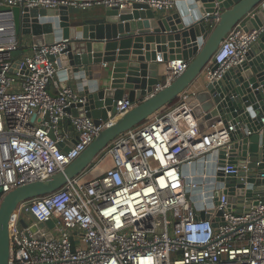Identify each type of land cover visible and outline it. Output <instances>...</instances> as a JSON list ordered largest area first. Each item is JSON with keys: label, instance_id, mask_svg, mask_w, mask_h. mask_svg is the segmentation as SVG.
<instances>
[{"label": "built area", "instance_id": "1", "mask_svg": "<svg viewBox=\"0 0 264 264\" xmlns=\"http://www.w3.org/2000/svg\"><path fill=\"white\" fill-rule=\"evenodd\" d=\"M25 1L0 0V6ZM133 1L36 0L27 1V6L83 11L101 6L121 9ZM135 1L155 11H170L176 2ZM218 13L207 20L208 27H213ZM263 30H244L240 23L235 26L203 68L199 78L204 88L241 65ZM66 43L62 39L32 44L12 73L19 42L12 23L0 12V201L18 186L62 171L109 122L134 106L122 97L108 121L99 125L90 117H72L67 109L83 104L85 97L67 86L56 85L55 93L48 89L57 73L54 58ZM188 64L184 59L165 63L164 83L157 84L154 92ZM204 88H188L175 103L115 138L61 189L19 204L9 221V264H264V167L250 171L249 156L242 161L239 150L234 155L229 152L230 134L241 130L243 121L231 118L210 126L204 122L206 129H201L202 117L196 116L195 107L200 106L197 93ZM64 119L76 136L68 149L60 147L67 138L61 127ZM259 123V129L250 128L245 136L263 135L264 115ZM222 148L226 150L223 158L213 155ZM202 158L206 159L196 166ZM255 164L264 165L260 153ZM241 171L246 174L238 176ZM249 174L263 182L249 184ZM196 177L202 180L199 185L192 181ZM228 177L244 183L242 188L233 187L235 210L228 209L225 183L219 186L220 179ZM199 186V198L192 201L190 190ZM48 221L52 227H38Z\"/></svg>", "mask_w": 264, "mask_h": 264}, {"label": "water", "instance_id": "2", "mask_svg": "<svg viewBox=\"0 0 264 264\" xmlns=\"http://www.w3.org/2000/svg\"><path fill=\"white\" fill-rule=\"evenodd\" d=\"M27 1L15 6L1 5L0 12L12 23L15 37L31 36L33 45L67 40L66 48L56 60L59 68L56 75L60 81H69V85L74 82L77 93L85 97L83 104L67 109L72 117H90L99 125L108 121L115 111L116 102L122 97H127L134 106L109 122L62 171L18 186L2 197L0 264H9V221L19 204L61 189L89 167L115 138L177 100L181 93L196 83L222 40L239 23L244 30L264 29V0H176L177 11L166 15L134 0L121 9L98 7L86 17L79 15L77 8L28 7ZM215 11H219L217 20L210 28L205 21L215 19ZM70 14L77 15V26L70 25ZM132 18L145 21L122 24ZM175 59L189 61L188 67L154 92V87L160 82L159 65ZM20 65L21 60H16L11 72L15 73ZM22 69L24 74H28L24 65ZM196 98L200 106L195 107V114L202 117L199 120L202 130L206 129L204 122L210 126L219 120L226 123L231 118L243 121L242 129L230 134L229 152L234 155L239 150L242 161L249 156L250 171H260L264 165L259 168L255 161L258 153L264 161V134L245 136V132L250 128L259 129V120L264 115V30L246 52L242 64L228 70L217 82L206 84ZM250 122L254 125L250 126ZM75 142L76 136L70 142L63 141L60 147L68 149ZM259 144H262V148L258 147ZM225 151L222 148L213 155L219 154L223 158ZM204 159L196 166L202 164ZM230 162L235 161L231 158ZM222 163L220 161V167ZM245 174L241 171L238 176ZM192 181L198 185L202 182L198 177ZM220 181L219 186L225 183L227 187L228 209L235 210L233 203L236 202V193L233 187L242 188L244 183L235 177ZM247 182L260 184L263 181L249 174ZM200 191V186L191 189L190 199L195 201L199 198L197 194ZM249 198L247 203H250ZM195 207L198 208V205L195 204ZM30 219L35 221L33 215H30ZM46 226L52 227L53 222L38 224L41 228ZM213 226H217V223ZM31 229L34 231L36 228Z\"/></svg>", "mask_w": 264, "mask_h": 264}, {"label": "crops", "instance_id": "3", "mask_svg": "<svg viewBox=\"0 0 264 264\" xmlns=\"http://www.w3.org/2000/svg\"><path fill=\"white\" fill-rule=\"evenodd\" d=\"M97 9H98V7H92L90 9L83 10V11L79 10V15H83L84 17H86L87 15L94 13ZM176 11H177L176 6H174V8L170 11L156 10L157 13L163 14V15L164 14L166 15V14L172 13V12H176ZM76 17H77L76 14H70L69 15L71 26H77L79 24L76 22L77 21ZM143 21H145V20L144 19L134 20V18H132L129 21L123 22L122 24H125V23L131 24V23H137V22H143ZM205 23L208 25L207 20L205 21ZM148 30H151V29H148ZM16 39L19 42V48L15 52H13V56L16 60H20L22 58V56L30 50V46L33 44V42H32L31 36L16 37ZM54 60L56 61L57 57L54 58ZM56 67H57V65H56ZM58 70H59V68L57 67V72H58ZM164 70H165V63L160 64L159 69H158V76H159V80H160L159 83H161V84L164 83ZM200 79H201L200 81L197 80V81H199V83L196 81V83L194 84V85H196L195 86L196 88L193 85L192 89L200 90V89L204 88L203 79L202 78H200ZM64 84L66 86L68 85L67 87H71V88L75 89L74 82H71V85H69V81H65L64 79H62V81H60L59 78L57 77V75L55 74L53 79L49 83V86H48L49 92L55 93L56 92V85H58L60 87H64L65 86ZM68 122H69L68 119H64L61 123V125H62L61 127L67 131L66 140H67V142H70L71 140L74 139L75 134L70 129L71 125Z\"/></svg>", "mask_w": 264, "mask_h": 264}, {"label": "rangeland", "instance_id": "4", "mask_svg": "<svg viewBox=\"0 0 264 264\" xmlns=\"http://www.w3.org/2000/svg\"><path fill=\"white\" fill-rule=\"evenodd\" d=\"M197 80H199V81H200L201 79L198 77V79H197ZM197 80H196V81H197ZM199 81H197V82L199 83ZM195 86H196V85H194V87H195ZM195 88H196V87H195ZM200 88H201V87H200Z\"/></svg>", "mask_w": 264, "mask_h": 264}, {"label": "trees", "instance_id": "5", "mask_svg": "<svg viewBox=\"0 0 264 264\" xmlns=\"http://www.w3.org/2000/svg\"><path fill=\"white\" fill-rule=\"evenodd\" d=\"M13 57H14V56H13ZM175 101H176V100H175ZM175 101H174V102H172V104H173V103H175ZM170 105H171V104H170Z\"/></svg>", "mask_w": 264, "mask_h": 264}]
</instances>
